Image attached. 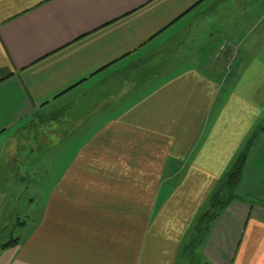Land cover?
Masks as SVG:
<instances>
[{
  "label": "crops",
  "instance_id": "0c3cea01",
  "mask_svg": "<svg viewBox=\"0 0 264 264\" xmlns=\"http://www.w3.org/2000/svg\"><path fill=\"white\" fill-rule=\"evenodd\" d=\"M232 2L0 0V232L26 182L16 151L31 137L28 155L46 157L29 169L43 197L0 264H185L195 220L264 119V0H236L230 17ZM182 52L193 63L165 71ZM238 193L201 264H264V139Z\"/></svg>",
  "mask_w": 264,
  "mask_h": 264
},
{
  "label": "rangeland",
  "instance_id": "374dc122",
  "mask_svg": "<svg viewBox=\"0 0 264 264\" xmlns=\"http://www.w3.org/2000/svg\"><path fill=\"white\" fill-rule=\"evenodd\" d=\"M227 5H229V9L231 11V13L229 14L230 17H233L234 15H237L235 13V11L237 10V8L239 6L238 3L236 2V0H234V2L232 3H227ZM220 14L215 13V10L213 12V14L210 15H205L206 20L209 21H213L212 18H215V16H218ZM233 19V18H232ZM231 20V18L229 19V21ZM246 23L248 24L249 21H246ZM214 38L217 39L218 41L220 40V35L215 34ZM207 38H204L203 41V45L205 44ZM211 51V46H209V48L206 50V56L210 53ZM219 51V48L217 50V52ZM222 54V53H221ZM221 54L218 58L221 57ZM167 56H170L169 54H167ZM192 54H189V52H182L181 55L176 56L175 59H172L171 61H166V70L171 69V71H177L179 69H183L186 66H189L193 63L192 61ZM172 57V55L170 56ZM222 69L224 70L225 73L230 72V70H228L226 68L225 63H223L222 65ZM264 127V119L260 120L258 122V124L255 126V130H257L259 128V130ZM22 139L23 138H27V134L22 133L21 135ZM257 138L264 139V130L259 131ZM34 141L33 138L31 139L28 138L27 141L24 142V145L21 149H18L16 152L18 153V164H16L20 170H21V175L23 177H25L26 182L24 183V189L21 192V195L19 196L18 194V201L17 204L15 205V207L13 206L12 208V212H11V217L8 216V218L5 220L7 223V226L5 229H3L0 232V258L3 254V249H2V245L7 243L11 238L12 239H22L25 233V229H24V224H28L29 223V216L33 214L32 210L30 209V204L29 201L32 200V202L37 203V201H39L42 197H43V191L44 189H40V188H36V186H39L38 184H44L45 181V174L44 173H29V169H30V165L31 162H35L38 164V166H44L45 165V160L46 157L42 155L41 150L37 151L36 153H38V156L35 157H31L28 155V151H29V147L31 145H33ZM6 150L3 151L2 154V158H3V162L2 165H5L7 168L10 166L11 163H9L8 157L6 155ZM16 156V153H15ZM16 166V167H17ZM31 180V183H29V181ZM209 205H206V207L204 208L205 212L208 209ZM201 212V214L203 213ZM18 221L19 223H21L23 226H14L13 223ZM8 254H6L4 256V258L8 259ZM185 260H183L185 262V264L189 263V259L186 257L184 258ZM10 264V263H7Z\"/></svg>",
  "mask_w": 264,
  "mask_h": 264
},
{
  "label": "trees",
  "instance_id": "16d2710c",
  "mask_svg": "<svg viewBox=\"0 0 264 264\" xmlns=\"http://www.w3.org/2000/svg\"><path fill=\"white\" fill-rule=\"evenodd\" d=\"M253 130L246 141L243 143L230 166L216 184L208 198V209L200 214L195 220L191 232L187 237V244L183 246L181 256L189 259V264H201L198 251L209 233V229L213 221L227 208L233 201H240L239 186L241 183L243 171L253 145L257 139L259 131ZM17 241H11L3 244L2 249L8 248L16 244Z\"/></svg>",
  "mask_w": 264,
  "mask_h": 264
},
{
  "label": "built area",
  "instance_id": "2783aa9c",
  "mask_svg": "<svg viewBox=\"0 0 264 264\" xmlns=\"http://www.w3.org/2000/svg\"><path fill=\"white\" fill-rule=\"evenodd\" d=\"M225 45L221 46L220 49H219V52L215 55L216 58H218L220 56V54L225 50Z\"/></svg>",
  "mask_w": 264,
  "mask_h": 264
}]
</instances>
